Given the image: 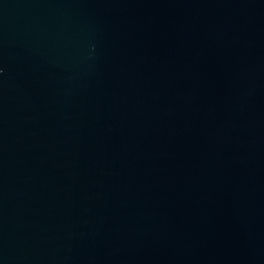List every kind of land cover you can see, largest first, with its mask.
<instances>
[{
	"label": "water",
	"instance_id": "water-1",
	"mask_svg": "<svg viewBox=\"0 0 264 264\" xmlns=\"http://www.w3.org/2000/svg\"><path fill=\"white\" fill-rule=\"evenodd\" d=\"M0 264H264V0H0Z\"/></svg>",
	"mask_w": 264,
	"mask_h": 264
}]
</instances>
